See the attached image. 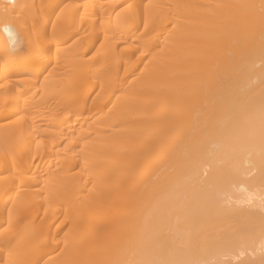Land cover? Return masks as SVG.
Listing matches in <instances>:
<instances>
[{"label": "bare ground", "instance_id": "6f19581e", "mask_svg": "<svg viewBox=\"0 0 264 264\" xmlns=\"http://www.w3.org/2000/svg\"><path fill=\"white\" fill-rule=\"evenodd\" d=\"M0 23L24 42L0 34V264H264V0H0Z\"/></svg>", "mask_w": 264, "mask_h": 264}, {"label": "rangeland", "instance_id": "374dc122", "mask_svg": "<svg viewBox=\"0 0 264 264\" xmlns=\"http://www.w3.org/2000/svg\"><path fill=\"white\" fill-rule=\"evenodd\" d=\"M80 15H78V16H75V17H73L71 20L69 19V20H64V23H60L61 25V27H65V26H67L68 25V23H69V25H68V27H69V29L70 28H78L79 30L81 29V31H82V29L83 30H85L84 29V24H85V19H83L84 17H79ZM69 21V22H68ZM62 22H63V20H62ZM66 22V23H65ZM58 25H59V23H58ZM64 25V26H63ZM57 27H59V26H57ZM61 27H59V28H61ZM68 27H66V29H68ZM62 29V28H61ZM51 64H53V63H51ZM59 116H61L60 114H59ZM14 118V115H10V116H6V117H2V118H0V120L1 121H10L11 119H13ZM46 121L47 120H42V121H40V122H43L41 125H40V128H53L54 127V125H52V124H50V123H46ZM2 153V152H1ZM2 155V154H1ZM5 174H8V172H6ZM20 179H19V176L18 175H16V178H12V179H9V180H5V183H3V184H0V187H2V186H5V185H8V184H12V185H16V183L19 181ZM15 189H19V185H18V183H17V186L14 188V189H12V193H11V196H12V198L7 202V207H9L10 206V204H13V201H14V196H15V192L13 191V190H15ZM29 210V209H28ZM29 211H32V210H29ZM12 213L14 212V211H11ZM1 213H3V214H6V216H7V218H9V220H10V223H12L14 220H18V218L17 217H15V216H13V218H16V219H13L12 217H9L8 216V208H4L2 211H1ZM18 216V215H17ZM6 225V224H5ZM5 225H4V227H5ZM11 225V224H10ZM12 226V225H11Z\"/></svg>", "mask_w": 264, "mask_h": 264}, {"label": "clouds", "instance_id": "9594fccd", "mask_svg": "<svg viewBox=\"0 0 264 264\" xmlns=\"http://www.w3.org/2000/svg\"><path fill=\"white\" fill-rule=\"evenodd\" d=\"M7 4L15 7L16 0H6ZM0 34L7 42L9 53H16L23 47V39L11 23H0Z\"/></svg>", "mask_w": 264, "mask_h": 264}]
</instances>
